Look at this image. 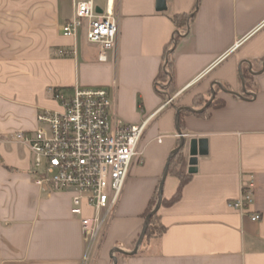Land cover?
I'll return each instance as SVG.
<instances>
[{"label": "crops", "instance_id": "1", "mask_svg": "<svg viewBox=\"0 0 264 264\" xmlns=\"http://www.w3.org/2000/svg\"><path fill=\"white\" fill-rule=\"evenodd\" d=\"M165 1L157 11L156 0H113L116 55L102 62L84 28L75 37L61 33L72 0H0V264H82L85 239L70 194L35 184L31 153L13 136L36 128L38 110L59 109L55 89L75 85L107 86L121 119H148L141 156L87 264H113L112 256L116 264H264V0ZM196 4L177 31L170 15ZM177 32L166 87L156 79ZM213 98L222 106H209ZM184 109L205 110L182 118L187 143L178 171L189 179L174 203L158 208L163 234L137 246L143 213L180 143L176 114ZM192 138L205 139L206 152L188 173ZM179 182L167 171L162 197L170 199ZM246 184L251 206L228 208ZM249 212L262 217L253 221ZM92 214L83 204L82 216Z\"/></svg>", "mask_w": 264, "mask_h": 264}, {"label": "built area", "instance_id": "2", "mask_svg": "<svg viewBox=\"0 0 264 264\" xmlns=\"http://www.w3.org/2000/svg\"><path fill=\"white\" fill-rule=\"evenodd\" d=\"M97 8L95 0H72L71 16L61 33L75 37L84 28L86 40L99 47L98 60L105 62L109 51L116 55L119 15L113 0H105L101 12ZM52 99L58 102V110H38L36 128L13 136L31 153L35 184L45 191L70 194L71 212L79 216L85 239L82 264H87L94 260L131 166L141 156L139 143L148 119L139 124L121 119L113 111L107 86L57 89ZM252 203V184H246L227 207L242 213ZM83 204L92 208L90 217L82 216ZM249 217L258 221L262 216L249 212Z\"/></svg>", "mask_w": 264, "mask_h": 264}, {"label": "trees", "instance_id": "3", "mask_svg": "<svg viewBox=\"0 0 264 264\" xmlns=\"http://www.w3.org/2000/svg\"><path fill=\"white\" fill-rule=\"evenodd\" d=\"M196 7H197V4L195 5L193 12H191L189 14H172V15H170V19L173 22V24L175 25L177 31L180 28H186L187 27L188 23L190 22V20L193 17V14H194V11L196 10ZM179 37H180V34L177 32L175 34V36L173 37V39H171V41L169 42V45L166 47L165 54L163 56V63L161 65V69L157 75L156 80L164 82L166 84V87L169 86L173 80L171 55H172L174 44L179 39ZM157 89H158V87H157ZM55 90H57V89H55ZM222 103H223L222 101H220L216 98H213V100L210 102L209 106H215V107L216 106H222ZM204 111L197 112V111L185 110V109L181 110L179 112V115L177 118V123L179 125V128L180 129L182 128V123H183L182 118L184 115H186V114L201 115L202 113H204ZM182 159H183V150L182 149L173 153L170 157V160L168 163V172L175 174L179 178L180 182H179V185L177 187L175 194L170 199H165L164 197H162L161 205H169V204L174 203L179 198L183 185L189 179L190 175L183 174V173H180L178 171V167H179ZM4 166L9 168L7 165H4ZM158 189H159V187H157L153 196L149 200L148 206H147L145 212L143 213L144 218H146V216L151 213V211L154 209V207L157 203ZM165 229H166V227L161 223V220H160V217L158 214V210H157L156 212L151 214L149 221H148V225H147L145 234H144V237H143L140 244L141 245L146 244L151 239L160 237L163 234V232L165 231ZM117 253L119 255L120 254L126 255L125 253H122V252H116V254ZM115 257H117V256H115Z\"/></svg>", "mask_w": 264, "mask_h": 264}, {"label": "water", "instance_id": "4", "mask_svg": "<svg viewBox=\"0 0 264 264\" xmlns=\"http://www.w3.org/2000/svg\"><path fill=\"white\" fill-rule=\"evenodd\" d=\"M166 9V1L165 0H156V10L157 11H164ZM97 11L98 12H101V9L97 8ZM209 104V102L207 103ZM206 108V107H203V109ZM178 113L176 114V118H178ZM179 136H180V143L179 145L173 149V151L171 152V155L177 151H179L180 149H183L185 144L187 143L186 139L184 138V135L182 134L179 126H177L176 128ZM205 139L203 138H200V139H196V138H192L189 140L188 144H189V159H188V173H194L196 172V163H197V156L198 155H203L205 154L206 152V145H205ZM170 155V157H171ZM170 157L168 158L167 160V164H166V167H165V171L163 173V176L161 178V181L159 183V189H158V199H157V203L154 207V209L151 211L150 214H148L145 218V221H144V225H143V228H142V231H141V234L139 236V240H138V243H137V246L141 243L143 237H144V234H145V231H146V228H147V225H148V221H149V218L151 216L152 213L156 212L159 208V206L161 205V200H162V185H163V180L165 178V176L167 175V171H168V163H169V160H170ZM137 248V247H136ZM136 248L134 249V251L136 250ZM122 252V253H125V254H130V252H124L118 248H115L113 250V252ZM133 251V252H134ZM112 259H113V264H116V257L115 256H112Z\"/></svg>", "mask_w": 264, "mask_h": 264}, {"label": "rangeland", "instance_id": "5", "mask_svg": "<svg viewBox=\"0 0 264 264\" xmlns=\"http://www.w3.org/2000/svg\"><path fill=\"white\" fill-rule=\"evenodd\" d=\"M60 108V107H59Z\"/></svg>", "mask_w": 264, "mask_h": 264}]
</instances>
